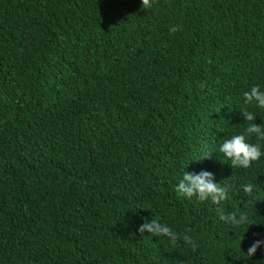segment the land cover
Instances as JSON below:
<instances>
[{
  "label": "trees",
  "instance_id": "16d2710c",
  "mask_svg": "<svg viewBox=\"0 0 264 264\" xmlns=\"http://www.w3.org/2000/svg\"><path fill=\"white\" fill-rule=\"evenodd\" d=\"M149 4L0 0V264H264V155L219 152L264 125V0ZM203 171L226 200L176 191Z\"/></svg>",
  "mask_w": 264,
  "mask_h": 264
},
{
  "label": "clouds",
  "instance_id": "9594fccd",
  "mask_svg": "<svg viewBox=\"0 0 264 264\" xmlns=\"http://www.w3.org/2000/svg\"><path fill=\"white\" fill-rule=\"evenodd\" d=\"M142 7H150L149 0H142ZM177 30L175 26L171 29L173 32ZM243 97L246 105L255 102L260 109H264V91L261 90L259 85H254L250 87V90L244 91ZM243 116L245 121L248 122L244 132L225 139L219 148V152L230 162L232 168L247 169L264 155L259 143L248 142L253 134H255L257 140L264 141V125L258 126L253 122L256 116L251 111L244 110ZM253 190L254 186L251 183L246 184L243 188V191L249 196H252ZM176 191L189 199L196 197L201 202L210 201L212 204H219L222 200L227 199L226 188L214 183L212 173L207 171H203L198 175L184 173L176 187ZM220 219H227L233 228H240L248 222L249 217L246 213H240L239 216L232 213L227 217L222 215ZM139 231L141 234L148 231L154 235L170 237L169 243L172 246L177 243L172 230L168 227H161L156 220H153L151 224L145 223ZM262 245H264V240L254 241L247 250V256H253ZM192 250L194 251L195 247Z\"/></svg>",
  "mask_w": 264,
  "mask_h": 264
}]
</instances>
